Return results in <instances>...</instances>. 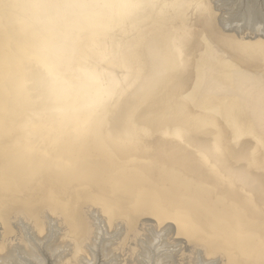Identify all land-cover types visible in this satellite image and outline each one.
Instances as JSON below:
<instances>
[{
  "label": "water",
  "instance_id": "water-1",
  "mask_svg": "<svg viewBox=\"0 0 264 264\" xmlns=\"http://www.w3.org/2000/svg\"><path fill=\"white\" fill-rule=\"evenodd\" d=\"M105 2L0 0V60L6 64L0 81V147L17 151L20 146L25 155H35L38 173L76 174L80 184L89 186L94 179L104 195L110 192L136 203L144 192L147 198L157 194V204L197 220L204 232L239 238L229 246L238 262H264V176L245 167L235 171L230 166L236 157L220 155L226 145L219 132L238 142L246 137L243 126L230 124L229 109L189 105L197 92L186 89L184 77L193 79V60L203 44L186 46L188 60L175 66L161 53V31L152 27L145 39L137 12L116 14ZM110 2L113 8L129 5ZM197 29L199 36L211 37L209 28ZM173 150L181 154L180 161L161 154ZM203 166L208 169L204 175L197 170ZM211 169L236 192L213 186ZM139 178L152 186L138 183ZM90 190L108 213V203ZM215 195L231 206L214 201ZM250 210L259 215V223ZM202 216L209 220L208 230Z\"/></svg>",
  "mask_w": 264,
  "mask_h": 264
},
{
  "label": "bare ground",
  "instance_id": "bare-ground-1",
  "mask_svg": "<svg viewBox=\"0 0 264 264\" xmlns=\"http://www.w3.org/2000/svg\"><path fill=\"white\" fill-rule=\"evenodd\" d=\"M122 1L123 3L128 2L131 6L125 4V6H122L123 8H113L114 6L111 4L110 0H106L105 7L106 9L113 10L116 14L122 12L123 9L127 10L128 13L137 12V18L139 20L137 25H140V23L144 25V28H141H143V32L145 33L142 37L145 39L150 37V29L152 27L157 28L159 33L161 31L158 42L162 41L161 43L165 45V50L161 53L164 57L168 56V58L174 60L175 66L180 64V62L183 63L188 60L186 46L190 49L203 44L198 56L193 60L195 66L194 70L196 71L193 75V79L188 78L190 75H187V78L184 77L186 82L185 85L188 83L186 89L196 90L197 92L196 95H194L196 99L189 105L197 108L203 106L216 107L217 109H225L226 111L229 109L231 117H228V121L231 125H233L235 121L240 123L243 126L241 130L249 139L245 144V153L247 157L252 165L264 173V131H261L264 126V106H262L264 103V89L254 88L250 85L253 81L257 80L254 79L255 77L252 73L243 76L239 71L229 69L239 66H246L250 69H254L255 66L251 64H259L261 67H264V39L262 36L257 37V35L261 33L264 34V19L260 20L256 18L254 20L251 19L252 21L248 20L247 23L251 25H255L256 23L253 30L257 32L254 34L249 32L240 35L236 27L228 29L220 22V14L215 11L212 6L214 0ZM76 2L77 1H75V4ZM98 6L103 9L102 6ZM164 13L166 14L164 15ZM167 13L171 15L168 16ZM172 20L178 23L175 24ZM124 21L127 20L124 19ZM162 23L163 25H161ZM122 24L121 21L120 25ZM197 26L209 28L207 31L211 37L209 38L203 33L199 36L200 33ZM250 34L251 36L253 35V38H257L250 39ZM212 45L221 49V52L212 50L214 49ZM246 54H248L247 57L245 56ZM226 56L232 58L229 67L217 64L219 62L218 59H224ZM254 56L258 57L259 60L253 58ZM5 65L3 58L0 60V81H2L5 74L4 72L6 71ZM209 67L211 74L207 71ZM248 71L247 69L246 72ZM215 77H218V82ZM225 81L228 82V84H225ZM244 82H247L249 88L243 89ZM212 91H216V94ZM218 92L220 95L217 94ZM1 121L2 119L0 116V123ZM233 136L232 138L234 139ZM18 147L19 149L17 151H11L5 146L0 147L1 234L5 233L7 236H10V234L14 235V239L17 240L18 243L24 240L22 239L19 229H17L14 224L16 216L12 209L8 207L10 203L21 205L25 202L30 206L31 210V206L35 203L47 202L48 198H52L54 200L51 203L53 209H58L65 217L71 220L73 228L77 231V235L80 237L78 241V250H80V252H83V250L85 251L84 247L81 248V246L83 243L89 242V237L87 233L81 232V230L78 229V225L85 222V218L82 216L84 211L83 204L81 203V205L77 207V217L72 211V206L82 201L86 196L95 198L96 196H93L94 194H88L91 192L90 189L93 188L91 185H85L84 183L80 184L81 179L76 174L69 175L58 173V175L52 172L38 173L37 170L34 169L38 158L35 155H25L20 151L22 148L20 146ZM228 150L227 145L223 147L225 153H227ZM71 175H75L76 177ZM84 192H87L88 195L85 196ZM142 195L143 196H140L139 202L136 203L130 201L131 198L128 197H123V199L132 207H136V209L143 207L151 211L150 209L153 208V204L158 203V200L161 198H158L157 194H154L156 198L144 197L148 195V191L147 193L144 192ZM30 212H32V210ZM32 213L33 215H38V213ZM171 214H173V220L177 224L178 235H184V233L181 232V227L186 226V224L189 226L187 232H194L198 229L188 216L182 218V216L177 214L174 210H171ZM202 219L203 222L201 223L204 229L206 228L208 230L210 226L209 220L204 216H202ZM148 220L149 218H147L145 214L130 216L124 230H121V237L116 236L118 231L111 237H104L105 235L103 236V232L102 234H97L91 242L92 248H90L89 245L87 247L91 253V255L90 253L85 254L88 258L87 264H96V262L99 261V258L97 259V257H99V251L102 252V254H100L105 258L102 264H188L186 260H189L192 256H194L195 264H202L199 256L196 255L197 253H195L192 247L187 248V250H180L176 247L169 246L170 242L166 238V232L160 235L157 232L153 234V232H151L152 230H150L151 233L148 235L150 239L147 241L145 240L143 246L137 243V240L141 237L140 229L147 226L146 224L149 223ZM42 225V222L35 225V229L37 230L36 234L42 230ZM55 226H58V224H55ZM5 234L0 241V254L2 255L1 257L7 260L11 259L12 252L9 250L10 240L7 239L8 237L5 236ZM37 235H39V241L43 240L41 237L43 235L40 233ZM114 237L117 238L113 239ZM105 238L111 240L106 242L105 245H102L101 248V244L104 243L103 240ZM49 239L51 240V238ZM68 239L70 238L62 235L56 239V243H60L64 240L69 241ZM17 248L21 249L18 246ZM21 250L23 252V249ZM56 251L57 248L55 246L52 255ZM56 254H58V252ZM75 254V250H72L66 259L69 256L72 258ZM19 258L20 256H18L17 259L22 261ZM227 258V263L229 264H252L249 260L238 262L234 255H228Z\"/></svg>",
  "mask_w": 264,
  "mask_h": 264
},
{
  "label": "rangeland",
  "instance_id": "rangeland-1",
  "mask_svg": "<svg viewBox=\"0 0 264 264\" xmlns=\"http://www.w3.org/2000/svg\"><path fill=\"white\" fill-rule=\"evenodd\" d=\"M212 6L214 7L215 11H217L220 14L219 17L220 18L219 20H221L220 22H222L224 26L227 27L228 29L232 27H236L237 30H239L238 32L240 35H244L246 33L253 31V28L256 25V23L255 25H251L247 23L248 20L252 21L251 19L254 20L256 18H259L260 20L264 19V0H214ZM253 33H255V31H253ZM249 36H251V34ZM259 36L261 35H257V37ZM257 37L253 38L252 35L250 39H256ZM0 38L4 40V37L2 36L1 33H0ZM262 38L264 39V37ZM212 46L214 48L212 50L221 52V49L217 48L214 45ZM245 56L247 57L248 54H246ZM253 58L259 60V58L256 56H254ZM218 61L219 62L217 64L219 65L221 64L222 66L229 67L232 58L226 56L224 57V59H220V60L218 59ZM251 65L255 66L254 69H250L249 67L247 68L246 66L245 67L239 66L240 68L231 67L229 69L233 71H239V73H241L243 76L252 73L255 77L254 79L257 80L253 81L250 85L253 86L254 88L264 89V80H263L264 67H261L259 64H251ZM247 69L249 70L248 72H246ZM207 71L209 73L211 72L210 67L207 69ZM218 77H215L216 80ZM225 84H228V82L225 81ZM245 88H249L247 82H244L243 84V89ZM212 92L216 94V91H212ZM217 94L220 95L219 92ZM262 106H264V103L262 104ZM261 131H264V126L262 127ZM218 136L220 139L224 141V143L228 146L229 149L227 153H225V151L222 150L220 152L221 157L230 158L231 155L236 157V161H234L230 166L233 170L239 172L241 171L242 167H245L247 168L249 173H251L254 176H261V175L264 176V173L260 169L252 165L249 159L243 160L246 150L245 144L249 141L247 137L242 138L241 141L235 142L234 140L224 136L223 133L221 132H219ZM144 145L147 147V150L149 152H152L153 149H151L146 144ZM133 153L138 154V150L135 149ZM161 154L163 156H166L167 158L172 159L173 161H180L179 157H181V154L178 153V151L176 150H173L169 153H161ZM155 161L156 163L160 162V161L158 162V160ZM139 164L140 166L147 167V164L143 161H140ZM52 168H53L52 170H54V167ZM206 169L203 166L198 168L197 170L200 171V173H203L204 175V173H206L208 170ZM154 174L156 176L161 175L159 171H155ZM208 177H211V179L213 180L212 181L213 186H217L219 188H225L229 190V192L231 193L236 192L234 186L229 184L217 169H211ZM139 182L142 185L152 186V182L145 178H139L138 183ZM90 184L98 192V194L100 193L98 195L99 199L101 201L108 203L107 206L109 207V212L106 213L105 211H103L102 204L100 205L98 200L91 197H84V199L79 202L80 204L77 203L74 206H72V211L73 213H75L77 217V212H76L77 207L80 206L81 203L83 204L82 206L84 208L83 209L84 211L82 213V216L85 218V222L81 225H78V229L81 230V232L87 233L88 234L87 236L89 237V242L87 241L86 243H83V245L81 246V248L84 247L85 251L83 250V252H80V250H78L79 249L78 241L80 240V237L77 235V231L73 228L71 220L65 217L58 209H53L51 203L54 200L52 198H48L47 202H42L37 204L35 203L34 205L31 206L32 212L38 213V215H33V213L30 212L31 211L30 206L25 202L22 203L21 205L10 203L8 207L12 209L13 213L16 216V219L14 220V224L16 225L17 229H19L22 239L24 240L23 242L18 243L17 240L14 239V235L10 234V236H7L4 233L5 236L8 237L7 239L10 240L9 250H11L12 256L11 259L5 260L3 257H1L2 255L0 254V264H87L88 258L86 257L85 254L90 253L87 247L89 245V247L92 248L91 242L94 240L97 234L99 235L100 233L102 234L103 232L104 233L103 236L105 235L104 237H111L115 234L116 231H118V234L116 236L121 237L122 236L121 230H124L129 217L137 216L139 214H145L146 217L149 218L148 220L149 223L146 224L147 226L140 229L141 237L140 239L137 240V243H140L142 246L145 240L147 241L150 239L148 238L149 233L153 232L154 234V232L155 233L157 232L160 235H162L166 232L165 233L166 238L170 242L169 246L176 247L180 250H187V248L192 247L195 250V253H197L196 255L199 256L200 262L202 264H229L227 263L228 262L227 257L228 255H230L229 246L233 241H238L239 238H235V239L230 238L226 240V239H220L219 237L214 235H210L203 231L202 226L197 220H195L194 223L198 228L197 231L200 232L199 236L195 235L194 233L187 232L189 229V226L187 225L181 227L182 228L181 232H183L184 235L180 236L181 234L179 235L176 234L177 233L176 230L178 231V227L175 221L173 220L174 219L172 216L173 214H171V210L168 207H163L157 203H154L152 206L153 208L150 209L151 211L141 206H139L141 208L136 209V207H132L120 195L117 194L114 195L113 193L110 192L107 193V195H104L103 193L105 192L101 190V188L98 186V184L94 179H90ZM203 185L204 187L208 186V184L206 183ZM109 186L112 188L113 184L111 183L109 184ZM192 186L195 187V185ZM213 200L222 201L226 207L231 206L230 203L223 201L220 195H215L213 197ZM201 203L203 207L210 214H212L215 217H218L215 211H212L207 207V203L205 201H201ZM110 204H113V207ZM250 214L253 217H255L259 223L260 217L256 213V211L254 212L250 210ZM40 222H42L43 224L42 230L38 232L41 235H43L41 236L43 238V240L41 241H39L40 238L39 235H37L38 233L36 234L37 230L35 229V225ZM55 224H58V226H55ZM150 230L152 231L150 232ZM1 232L2 231L0 227V241L4 236V234L3 233L1 234ZM62 235L64 237L65 236L69 237L70 238L68 239L69 241L64 240L61 241L60 243H56V239ZM250 236L253 238H257V235H254L252 233ZM117 237H114L113 239ZM49 238H51V240ZM109 240L111 239L105 238L103 240L104 243L101 244V248L102 245H105L106 242H108ZM17 246L23 249V252L21 249L17 248ZM55 246L57 248V251L54 252V254L52 255ZM72 250H75L76 252L75 256H72V258L71 256H69L70 258L68 257L69 259L68 258L66 259V257L68 256V254H70ZM57 252L58 254H56ZM100 253L102 254V252L99 251V257H97V259L99 258L98 259L99 261H97L96 264H102V262L105 260V258L102 257ZM240 255L239 257L244 258L242 254ZM18 256H20L19 259H21L22 261H19L17 259ZM186 262L188 264L196 263L194 260V256L190 257V259L186 260ZM257 264H264V262H258Z\"/></svg>",
  "mask_w": 264,
  "mask_h": 264
}]
</instances>
